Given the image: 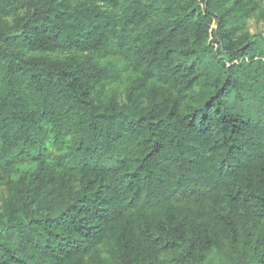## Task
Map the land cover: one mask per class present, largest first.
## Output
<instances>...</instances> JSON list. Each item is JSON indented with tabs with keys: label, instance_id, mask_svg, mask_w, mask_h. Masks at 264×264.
I'll return each mask as SVG.
<instances>
[{
	"label": "trees",
	"instance_id": "trees-1",
	"mask_svg": "<svg viewBox=\"0 0 264 264\" xmlns=\"http://www.w3.org/2000/svg\"><path fill=\"white\" fill-rule=\"evenodd\" d=\"M251 18L263 0H0V264H264Z\"/></svg>",
	"mask_w": 264,
	"mask_h": 264
},
{
	"label": "rangeland",
	"instance_id": "rangeland-1",
	"mask_svg": "<svg viewBox=\"0 0 264 264\" xmlns=\"http://www.w3.org/2000/svg\"><path fill=\"white\" fill-rule=\"evenodd\" d=\"M264 5V0H263ZM217 27V23L215 22L213 28ZM245 30L249 31L252 34L263 33L264 34V23L258 21L256 18L248 19L245 23ZM31 169L29 166L21 167V172L27 173Z\"/></svg>",
	"mask_w": 264,
	"mask_h": 264
}]
</instances>
